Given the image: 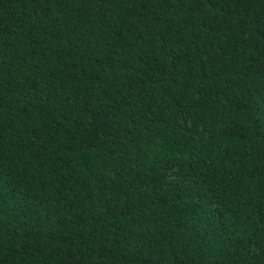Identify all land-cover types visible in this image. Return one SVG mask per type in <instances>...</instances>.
<instances>
[{"label": "trees", "instance_id": "trees-1", "mask_svg": "<svg viewBox=\"0 0 264 264\" xmlns=\"http://www.w3.org/2000/svg\"><path fill=\"white\" fill-rule=\"evenodd\" d=\"M0 264H264V0H0Z\"/></svg>", "mask_w": 264, "mask_h": 264}]
</instances>
